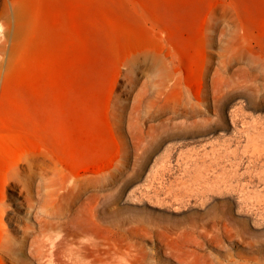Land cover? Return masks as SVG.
<instances>
[{"label":"rangeland","instance_id":"1","mask_svg":"<svg viewBox=\"0 0 264 264\" xmlns=\"http://www.w3.org/2000/svg\"><path fill=\"white\" fill-rule=\"evenodd\" d=\"M2 195L0 264H264V0H0Z\"/></svg>","mask_w":264,"mask_h":264},{"label":"bare ground","instance_id":"2","mask_svg":"<svg viewBox=\"0 0 264 264\" xmlns=\"http://www.w3.org/2000/svg\"><path fill=\"white\" fill-rule=\"evenodd\" d=\"M57 194L58 193L55 194L54 192H50V194L46 195L45 204L47 205V207L53 204L55 206H58L60 209L59 211L60 217L58 220V226L63 227L69 233L75 232L76 225L80 227L84 223L83 213L82 211L80 213L79 212L75 213V210L72 207L74 198L69 197L64 203L63 201H60V197H58ZM2 197L0 199V222L4 218L9 217L8 216L9 204L7 206L8 202L6 203V201L4 200L5 198L3 197L2 199ZM28 207H29V212L39 217V222H38L39 231L47 233L49 235L48 237L51 239V249L52 250L50 254H48L49 255L48 261L47 262L42 261L41 264H87V263L82 262V259L80 256L78 257L69 256V258L66 261L63 260L61 253L63 251V243L64 244L67 243V240H66L67 236L64 235L58 240L56 239L52 240V235H50L51 233L47 231V228L45 227V224L43 223L45 218L40 217V213H39L37 206L29 203ZM62 208L64 209V211L62 210ZM28 226H31V225L28 224ZM2 227H4V225H2ZM36 239L37 238H35V240ZM40 247H41L40 245H37L35 247V255L38 257H40V255L44 253L42 249H40ZM97 249L100 250L101 246H99ZM117 253H119V251H117ZM126 254L127 255H125L124 253L123 254L121 253L119 264H133L134 263V258L131 256V254L130 253H126ZM66 255H68V253H66ZM14 256L18 261L22 260V257L17 256L16 253L14 254Z\"/></svg>","mask_w":264,"mask_h":264}]
</instances>
